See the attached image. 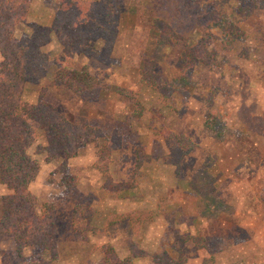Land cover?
I'll list each match as a JSON object with an SVG mask.
<instances>
[{
    "label": "rangeland",
    "instance_id": "374dc122",
    "mask_svg": "<svg viewBox=\"0 0 264 264\" xmlns=\"http://www.w3.org/2000/svg\"><path fill=\"white\" fill-rule=\"evenodd\" d=\"M239 1L252 11L247 12L244 25L250 32L247 57H241L242 45H238L240 54L227 58L230 65L201 66L188 83L195 86L188 87L180 79V86L186 85L191 92L179 97L173 108L165 105L175 99L173 95L165 101V92L142 82L141 70L146 59L152 58L165 80L174 78L171 70L182 46L167 48L156 42L158 32L150 19L158 14L142 0H116L121 6L118 38L110 51L102 39L97 40L102 60L76 56L79 66L110 84L101 98L84 103L65 86L53 85L49 78L41 81L48 86L46 99L61 113L68 118L85 114L115 134L122 147L113 155L111 170L116 182L132 186L122 195L103 188L105 176L94 165L97 149L93 143L71 157L63 173L56 170L60 161H48L46 153L34 145L30 151L41 169L31 189L40 203H52L58 216L60 258L52 264H107L95 245L112 244L123 257L130 252L129 239L148 253L138 264H156L152 255L164 248L174 258L188 257L182 264H264V0L256 4L218 0L228 12ZM172 3L158 2L155 7L165 18L157 23L169 24L184 35L194 32L204 3L199 1L195 10L178 13L169 11ZM58 7L59 0H34L27 22L17 26V36L31 31L29 22L51 25ZM54 38L46 47L48 52L59 50ZM120 88L130 93H121ZM37 93L30 88L25 97L35 102ZM166 129L193 140L191 152L179 166L170 157ZM38 142H44L43 138ZM144 145L150 159L138 170L137 149ZM64 176H76L78 186L67 187ZM8 192L0 182V196ZM75 204L90 205L92 224L101 228L99 233L83 236L72 229L70 214ZM131 210H143L153 217L138 236L128 219L108 225L113 214ZM186 236L199 237L203 245L184 242ZM174 243L183 251L170 249ZM49 258L40 248H27L19 255L10 237L0 238V264H43Z\"/></svg>",
    "mask_w": 264,
    "mask_h": 264
},
{
    "label": "trees",
    "instance_id": "16d2710c",
    "mask_svg": "<svg viewBox=\"0 0 264 264\" xmlns=\"http://www.w3.org/2000/svg\"><path fill=\"white\" fill-rule=\"evenodd\" d=\"M33 1L0 0V52L3 56L0 61V182L9 190L0 196V238L10 237L19 255H23L27 248H40L50 254L49 260L43 264H52L60 258L58 216L55 206L50 202L40 203L31 189V183L41 169L39 160L30 151L34 145L38 152L46 153L48 161H60L56 170L63 173L68 168V160L78 155L85 144L93 143L97 149L94 165L105 176L103 188L112 194L122 195L132 186L116 182L111 170L113 155L122 147L115 134H109L85 114L68 118L61 113L46 99L48 86L41 81L49 78L53 85L65 86L84 103L101 98L103 91L111 88L110 84L93 75L85 66H79L76 56L102 60V52L96 45L98 39L105 42V49H114L120 28L121 6L116 0H59L51 25L29 22L31 31L18 37L17 26L27 22ZM159 1L141 2L158 14H153L150 19L155 24V32H158L156 42L167 48L177 45L182 48L171 70L174 78L165 80L157 69L156 60L148 58L142 66L141 80L165 92V101L170 94L173 95L175 99L165 104L173 108L179 97H188L191 92L187 91L188 87L195 86L188 83L201 66L221 68L223 64L230 65L227 58L232 53L240 54L236 51L238 45H242L241 57H247L245 45L250 32L244 25L249 16L247 12L252 11L241 1L232 5L228 12L218 0H174L169 11L177 13L190 8L195 10L199 1L204 3L205 11L197 17V25L195 23L197 28L184 35L169 24L157 23L165 18L155 7ZM248 1L256 4L260 0ZM54 36L59 50L48 52L46 47L53 42ZM210 45L213 47L211 50ZM180 79L189 86H180ZM30 88L37 89L35 102L25 97L26 90ZM119 92L130 93L121 88ZM41 137L44 142H38ZM165 141L176 166L194 145L187 135L172 129L165 130ZM137 156L136 168L139 170L150 159L145 145L137 149ZM63 180L70 188L79 184L76 176H64ZM70 215L75 232L86 236L90 232L101 231L92 224L94 211L90 205L75 204ZM151 217L146 211L131 210L113 214L108 225L128 219L133 233L138 236L142 226L151 222ZM198 239L186 236L184 242L202 246ZM128 242L130 252L123 257L109 243L95 245V248L99 249L107 264H137L139 258L148 255L133 239ZM173 248L183 251L177 243L171 244L170 249ZM152 257L156 264H182L188 259L174 258L168 248L155 252ZM19 264L28 263L23 261Z\"/></svg>",
    "mask_w": 264,
    "mask_h": 264
},
{
    "label": "crops",
    "instance_id": "0c3cea01",
    "mask_svg": "<svg viewBox=\"0 0 264 264\" xmlns=\"http://www.w3.org/2000/svg\"><path fill=\"white\" fill-rule=\"evenodd\" d=\"M140 259V258H139ZM138 264V263H137Z\"/></svg>",
    "mask_w": 264,
    "mask_h": 264
}]
</instances>
